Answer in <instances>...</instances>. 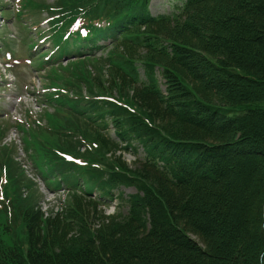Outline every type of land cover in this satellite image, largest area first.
Returning <instances> with one entry per match:
<instances>
[{
	"label": "trees",
	"instance_id": "trees-1",
	"mask_svg": "<svg viewBox=\"0 0 264 264\" xmlns=\"http://www.w3.org/2000/svg\"><path fill=\"white\" fill-rule=\"evenodd\" d=\"M149 1L20 0L48 13L54 55L92 45L74 49L85 58L58 83L85 85V107L44 135L56 131L72 170L119 204L105 214L74 192L45 214L11 180L0 264H264V0H183L152 17ZM106 38L114 52L92 60L108 74L94 73L88 58ZM123 143L143 150L131 167ZM121 185L135 193L112 192Z\"/></svg>",
	"mask_w": 264,
	"mask_h": 264
},
{
	"label": "rangeland",
	"instance_id": "rangeland-1",
	"mask_svg": "<svg viewBox=\"0 0 264 264\" xmlns=\"http://www.w3.org/2000/svg\"><path fill=\"white\" fill-rule=\"evenodd\" d=\"M33 1L39 2L41 0ZM53 1L46 0L47 4H52ZM180 1L151 0L149 8L154 15L171 14L175 5ZM34 9L35 6L20 9L19 0H0V140L3 133H6L0 142V168L8 170L7 174L0 169L1 181L3 183L6 182L0 188V208H3L8 201L9 189L7 187L11 188L12 180V184L15 185V194L17 195L19 192L23 199H28L35 195V205L45 214L60 212L65 208V204L69 203L70 194L74 192L85 197L82 200L85 204L89 202L97 206L98 210H102L103 213L112 214L118 210L119 199L116 198L114 200V197L109 199L106 196L100 198L99 194L94 192L86 194L79 190L78 185L83 179V175L80 170H72L73 162L67 161L70 159L67 154L63 155L67 162L58 161L52 167L44 160L46 154L51 155V153L56 151L51 144L58 148V142L64 141L56 131L50 137H47L44 133L48 131V126H39V128L31 126L28 130H25L18 123L19 130L27 132L25 139L29 142L28 146L25 139L10 125L16 117H20L24 122L28 121V124H30L31 115L27 110L32 108L42 119L45 116H47L45 120L49 121L51 119L49 122H51L53 128L60 130L63 129V125L60 124L70 120L72 114L80 111L86 105L85 92L87 88L85 85H81L84 90L83 95H76L74 93L77 92L73 90L74 93L71 92L65 101V108H59L60 98L56 97V91L50 81V78L53 81L57 80L59 74L56 73L58 71H61V78L70 77L67 72L62 73V70L64 67L68 68L75 60L85 58L74 50L77 48V44L80 45L81 42L69 43L66 46L68 51L65 56L60 63H56L52 71L35 69L47 67L49 65L47 57L52 55L56 49L53 45L55 43L54 38L47 33V27L49 26L48 13ZM42 31L45 32L44 35L41 33ZM108 43L109 41L101 40L95 45L96 48L91 50L92 56L89 57V61L92 65V72L108 74V64H95L92 60L94 56L100 57L103 55L105 50L102 51L98 47ZM91 46L88 45V47ZM44 51L46 52L43 53ZM107 52H114V48L111 46ZM32 54L38 55L31 57ZM61 57V54L54 55L52 56V61L55 62ZM6 62L10 66L21 65L26 68L18 66L8 67L6 71ZM1 78L3 79L2 81ZM162 87L165 88V85L162 84ZM19 100H21L20 104L18 103ZM67 104H70L71 107ZM40 108L43 113H40ZM5 112H10L11 117L6 118L7 113ZM50 112H53V114L49 115ZM28 124L25 123L24 126L27 127ZM38 125L39 123L36 124L37 127ZM104 132L109 136H115V129L112 124H109ZM22 141L23 143L21 144ZM123 145L125 148H129L125 149L123 156L131 167L136 157L133 151L135 150L136 153L140 154L143 150L138 144L123 143ZM6 148L9 150V158L6 154ZM30 149L32 150L30 151ZM10 152L12 156H10ZM118 154L117 152L114 155L118 156ZM114 155L112 159H115ZM20 181L28 182L29 184L24 191ZM111 190L117 194L124 193L129 195L135 193L133 187L125 185ZM14 203L19 204L16 199H14Z\"/></svg>",
	"mask_w": 264,
	"mask_h": 264
}]
</instances>
